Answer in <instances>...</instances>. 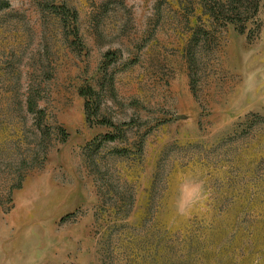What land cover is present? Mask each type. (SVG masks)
<instances>
[{"label": "rangeland", "instance_id": "obj_1", "mask_svg": "<svg viewBox=\"0 0 264 264\" xmlns=\"http://www.w3.org/2000/svg\"><path fill=\"white\" fill-rule=\"evenodd\" d=\"M8 1L0 264H264V0Z\"/></svg>", "mask_w": 264, "mask_h": 264}, {"label": "trees", "instance_id": "obj_2", "mask_svg": "<svg viewBox=\"0 0 264 264\" xmlns=\"http://www.w3.org/2000/svg\"><path fill=\"white\" fill-rule=\"evenodd\" d=\"M237 2L238 0L230 1L231 4H237ZM9 6H10V2L8 0H0V11L8 8ZM55 8L58 9V12H59L58 14L60 16H63V18L65 19V22L67 21V22L73 23V25L75 26V29L78 30L76 24H77L79 16L76 10L71 9L66 5H62L60 7H55ZM238 13H239V8L236 7L234 14L237 15ZM80 93L87 99L93 98L96 95V91L92 87L82 88L80 90ZM34 106H35V102L32 99H29V102H28L29 110H35ZM87 106L89 107V104H87ZM61 133L63 136L67 135V132L64 128L61 129ZM107 138L114 139V137L112 136H108Z\"/></svg>", "mask_w": 264, "mask_h": 264}]
</instances>
